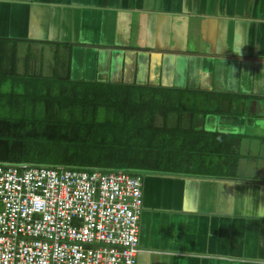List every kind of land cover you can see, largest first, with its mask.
Here are the masks:
<instances>
[{
	"label": "crops",
	"instance_id": "0c3cea01",
	"mask_svg": "<svg viewBox=\"0 0 264 264\" xmlns=\"http://www.w3.org/2000/svg\"><path fill=\"white\" fill-rule=\"evenodd\" d=\"M0 49L19 75L210 96L184 127L234 137L235 176H145L137 264H264V0H0Z\"/></svg>",
	"mask_w": 264,
	"mask_h": 264
},
{
	"label": "trees",
	"instance_id": "16d2710c",
	"mask_svg": "<svg viewBox=\"0 0 264 264\" xmlns=\"http://www.w3.org/2000/svg\"><path fill=\"white\" fill-rule=\"evenodd\" d=\"M16 64L14 53L0 49V165L235 176L234 137L184 127V115L209 114L210 96L19 75ZM224 152L226 170L214 165Z\"/></svg>",
	"mask_w": 264,
	"mask_h": 264
},
{
	"label": "built area",
	"instance_id": "2783aa9c",
	"mask_svg": "<svg viewBox=\"0 0 264 264\" xmlns=\"http://www.w3.org/2000/svg\"><path fill=\"white\" fill-rule=\"evenodd\" d=\"M142 178L0 165V264H137Z\"/></svg>",
	"mask_w": 264,
	"mask_h": 264
},
{
	"label": "rangeland",
	"instance_id": "374dc122",
	"mask_svg": "<svg viewBox=\"0 0 264 264\" xmlns=\"http://www.w3.org/2000/svg\"><path fill=\"white\" fill-rule=\"evenodd\" d=\"M5 114V113H4ZM1 115V114H0ZM158 122H156L157 124H159L160 122H159V120H157ZM250 134H254V135H257V134H255L254 132H251ZM252 136V135H251ZM240 150H239V148H237L236 146L234 147V152H233V158L234 157H237L236 155H238V154H240ZM224 155H226L225 156V158H223V159H217V158H214V165H216V166H218V167H221L222 169H224V170H226L228 167V164H227V161L229 160V157H228V155L229 154H226L225 152H224ZM230 156V155H229ZM233 161H234V164L236 165V162H237V159H233ZM230 175H235V173H229ZM145 176H147V175H145ZM145 176H143V178L145 177ZM143 178H142V180H143ZM223 178H227L226 176L225 177H223ZM142 183H143V181H142Z\"/></svg>",
	"mask_w": 264,
	"mask_h": 264
},
{
	"label": "bare ground",
	"instance_id": "6f19581e",
	"mask_svg": "<svg viewBox=\"0 0 264 264\" xmlns=\"http://www.w3.org/2000/svg\"><path fill=\"white\" fill-rule=\"evenodd\" d=\"M193 112V111H192ZM214 135V134H213ZM196 148V147H195ZM171 150V149H170ZM177 151V150H176ZM179 155V154H178ZM141 203H143V201H141Z\"/></svg>",
	"mask_w": 264,
	"mask_h": 264
},
{
	"label": "clouds",
	"instance_id": "9594fccd",
	"mask_svg": "<svg viewBox=\"0 0 264 264\" xmlns=\"http://www.w3.org/2000/svg\"><path fill=\"white\" fill-rule=\"evenodd\" d=\"M142 201H143V196H142ZM143 205V204H142Z\"/></svg>",
	"mask_w": 264,
	"mask_h": 264
},
{
	"label": "flooded vegetation",
	"instance_id": "af4514ba",
	"mask_svg": "<svg viewBox=\"0 0 264 264\" xmlns=\"http://www.w3.org/2000/svg\"><path fill=\"white\" fill-rule=\"evenodd\" d=\"M143 177V176H142Z\"/></svg>",
	"mask_w": 264,
	"mask_h": 264
}]
</instances>
